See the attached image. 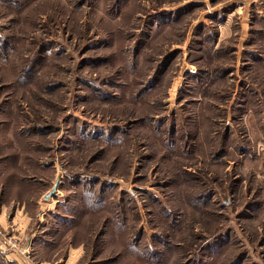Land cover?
<instances>
[{
  "label": "rangeland",
  "instance_id": "rangeland-1",
  "mask_svg": "<svg viewBox=\"0 0 264 264\" xmlns=\"http://www.w3.org/2000/svg\"><path fill=\"white\" fill-rule=\"evenodd\" d=\"M0 264H264V0H0Z\"/></svg>",
  "mask_w": 264,
  "mask_h": 264
},
{
  "label": "water",
  "instance_id": "water-1",
  "mask_svg": "<svg viewBox=\"0 0 264 264\" xmlns=\"http://www.w3.org/2000/svg\"><path fill=\"white\" fill-rule=\"evenodd\" d=\"M57 185H58V179L55 180L53 187L43 196V200H48L49 198L55 196V193L57 191Z\"/></svg>",
  "mask_w": 264,
  "mask_h": 264
}]
</instances>
